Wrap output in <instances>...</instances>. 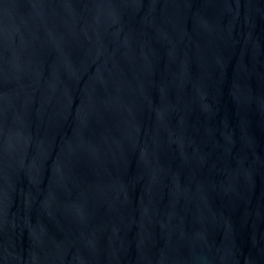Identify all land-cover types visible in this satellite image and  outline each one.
<instances>
[{"label":"water","instance_id":"obj_1","mask_svg":"<svg viewBox=\"0 0 264 264\" xmlns=\"http://www.w3.org/2000/svg\"><path fill=\"white\" fill-rule=\"evenodd\" d=\"M0 264H264V0H0Z\"/></svg>","mask_w":264,"mask_h":264}]
</instances>
